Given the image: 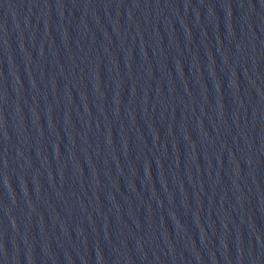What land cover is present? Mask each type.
I'll use <instances>...</instances> for the list:
<instances>
[{
  "label": "water",
  "instance_id": "obj_1",
  "mask_svg": "<svg viewBox=\"0 0 264 264\" xmlns=\"http://www.w3.org/2000/svg\"><path fill=\"white\" fill-rule=\"evenodd\" d=\"M0 264H264V0H0Z\"/></svg>",
  "mask_w": 264,
  "mask_h": 264
}]
</instances>
